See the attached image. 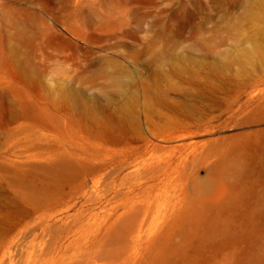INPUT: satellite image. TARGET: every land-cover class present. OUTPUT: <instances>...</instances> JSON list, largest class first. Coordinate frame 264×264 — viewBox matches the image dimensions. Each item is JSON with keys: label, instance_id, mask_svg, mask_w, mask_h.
<instances>
[{"label": "rangeland", "instance_id": "rangeland-1", "mask_svg": "<svg viewBox=\"0 0 264 264\" xmlns=\"http://www.w3.org/2000/svg\"><path fill=\"white\" fill-rule=\"evenodd\" d=\"M0 264H264V0H0Z\"/></svg>", "mask_w": 264, "mask_h": 264}, {"label": "bare ground", "instance_id": "bare-ground-1", "mask_svg": "<svg viewBox=\"0 0 264 264\" xmlns=\"http://www.w3.org/2000/svg\"><path fill=\"white\" fill-rule=\"evenodd\" d=\"M75 14V13H74Z\"/></svg>", "mask_w": 264, "mask_h": 264}]
</instances>
